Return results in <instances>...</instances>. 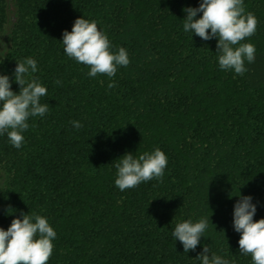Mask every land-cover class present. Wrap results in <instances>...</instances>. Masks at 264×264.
Segmentation results:
<instances>
[{
	"label": "trees",
	"instance_id": "16d2710c",
	"mask_svg": "<svg viewBox=\"0 0 264 264\" xmlns=\"http://www.w3.org/2000/svg\"><path fill=\"white\" fill-rule=\"evenodd\" d=\"M200 2L0 0V75L18 93L17 62L34 59L49 105L29 117L21 148L0 135V227L21 212L46 217L57 233L48 264H202L205 244L210 256L253 264L233 212L251 196L254 220L264 218V0H244L258 24L241 41L256 49L243 76L219 68L218 38L184 31L183 9ZM82 17L113 52L126 49L130 63L114 77H90L64 53L63 31ZM157 147L168 158L163 182L120 191L115 160ZM201 218L204 237L185 253L172 232Z\"/></svg>",
	"mask_w": 264,
	"mask_h": 264
},
{
	"label": "clouds",
	"instance_id": "9594fccd",
	"mask_svg": "<svg viewBox=\"0 0 264 264\" xmlns=\"http://www.w3.org/2000/svg\"><path fill=\"white\" fill-rule=\"evenodd\" d=\"M183 11L187 13L183 19L184 31L195 33L204 41L218 38L216 53L219 68L234 70L235 74L243 76L248 71L245 61L254 62L256 49L252 43L241 41L252 37L258 24L253 13H246L244 0H201L199 7H188ZM198 13L202 15L197 19ZM62 35L64 53L87 66L90 77L101 74L112 78L118 66L127 67L130 63L125 48L112 51L113 45L95 20L77 18L72 30H64ZM2 47L3 42L0 41ZM35 72L37 62L34 59L29 57L17 62L14 78L20 86L18 93L12 90L9 76L0 75V135L7 133L10 143L17 149L24 142L22 133L29 128V117H43L49 111V105L40 102L41 97L47 95V88L32 75ZM114 87L115 83L108 84L109 89ZM70 123L77 130L83 127L79 121ZM115 161V186L122 192L153 179L163 182L168 164L166 154L158 147L138 157L128 152ZM252 199L251 196H240L235 203L233 228L240 234L239 252L251 255L253 264H264V218L254 220L257 208ZM20 215L22 219H13L7 230L0 227V264H48L57 233L42 215L23 212ZM208 226L209 218H201L195 223L185 220L176 224L172 235L188 253L195 251ZM209 251L205 244L196 259L202 264H232L215 253L210 256Z\"/></svg>",
	"mask_w": 264,
	"mask_h": 264
}]
</instances>
